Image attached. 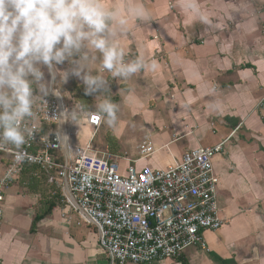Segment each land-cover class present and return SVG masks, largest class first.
I'll list each match as a JSON object with an SVG mask.
<instances>
[{"label": "crops", "instance_id": "crops-1", "mask_svg": "<svg viewBox=\"0 0 264 264\" xmlns=\"http://www.w3.org/2000/svg\"><path fill=\"white\" fill-rule=\"evenodd\" d=\"M142 2L153 19L138 22L121 44L126 60L143 54L157 68L109 79L119 97L117 122L110 127L104 118L112 143L97 147L118 155L125 174L130 166L164 169L189 148L223 142L213 166L225 220L181 256L143 264H264V0H199L210 26L182 15L176 0ZM148 132L157 151L141 158ZM5 161L0 156V178ZM36 169L26 166L5 191L0 264H108L95 226L79 210L68 219L60 202L48 207L59 190Z\"/></svg>", "mask_w": 264, "mask_h": 264}, {"label": "built area", "instance_id": "built-area-1", "mask_svg": "<svg viewBox=\"0 0 264 264\" xmlns=\"http://www.w3.org/2000/svg\"><path fill=\"white\" fill-rule=\"evenodd\" d=\"M48 84L57 88L52 78ZM57 90L61 96L52 92L44 96L34 87V95L41 98H37L34 119L26 121L36 131L22 148L24 162H15L11 145L8 151H0L6 160L0 178V210L10 183L26 166H36L34 174L44 173L59 190L62 215L71 219L68 211L76 209L95 226L108 264L179 257L202 241L203 230H217L224 224L213 166L223 142L189 148L164 169L130 166L124 174L118 155L95 144L105 116ZM76 105L85 112L75 121L71 113ZM138 151L141 158L157 151L152 133L144 135Z\"/></svg>", "mask_w": 264, "mask_h": 264}, {"label": "clouds", "instance_id": "clouds-1", "mask_svg": "<svg viewBox=\"0 0 264 264\" xmlns=\"http://www.w3.org/2000/svg\"><path fill=\"white\" fill-rule=\"evenodd\" d=\"M175 7L192 22L211 25V18L199 0H176ZM153 14L142 0H122L107 4L104 0H0V151H8L15 162L26 158L23 146L33 139L36 131L26 121L34 119L39 95L52 92L45 80L42 66L52 80L57 76V65L66 61L67 71L59 72L63 83L69 76L82 80L85 94L107 93L111 78L128 81L146 68L155 71L143 54L126 60L121 41L139 28L138 22L152 21ZM99 60V69L91 65ZM104 73H108L106 76ZM105 116L108 126L117 122L119 106L105 97L96 105ZM83 106L76 105L71 119L84 114ZM68 118V117H67Z\"/></svg>", "mask_w": 264, "mask_h": 264}, {"label": "rangeland", "instance_id": "rangeland-1", "mask_svg": "<svg viewBox=\"0 0 264 264\" xmlns=\"http://www.w3.org/2000/svg\"><path fill=\"white\" fill-rule=\"evenodd\" d=\"M70 68V64L66 61L63 65H57V76L55 78L54 84L55 86L63 93V94H71L79 99V94H77L78 91V86L79 85H84L82 80L69 76V78L63 83L62 80H60L59 77V72L61 71H67ZM45 80L49 82L51 79V76L48 73L47 68L45 67ZM108 85L111 89L112 85L110 84V81H108ZM113 94V93H112ZM114 95V94H113ZM105 99V97L100 96V95H94V104L93 107L96 108V105L102 100ZM113 131V129H110ZM112 143L109 139L106 138V123L105 125L98 131L96 137H95V144L101 148H103L102 144L103 143ZM115 146V145H114ZM113 146V148H114ZM111 147V146H110ZM111 149V148H110Z\"/></svg>", "mask_w": 264, "mask_h": 264}, {"label": "trees", "instance_id": "trees-1", "mask_svg": "<svg viewBox=\"0 0 264 264\" xmlns=\"http://www.w3.org/2000/svg\"><path fill=\"white\" fill-rule=\"evenodd\" d=\"M78 91H77V94H79V99L84 103V105L88 108H95L93 107V104H94V95H100V96H103V97H110V99L112 100V102L116 103L118 100H119V97L117 95H113L112 94V91L111 89L107 92V93H100V92H96V93H93L91 95H87L85 94V85H79L78 86ZM110 88V87H109ZM45 175V174H44ZM46 176V175H45ZM48 178V177H47ZM56 188V187H55ZM59 193V194H58ZM57 196L53 199H50L48 200V207H51L52 205H55L56 202H60V192H56ZM57 198V200H56ZM48 213V212H46ZM46 213H43L41 214V217H43Z\"/></svg>", "mask_w": 264, "mask_h": 264}]
</instances>
